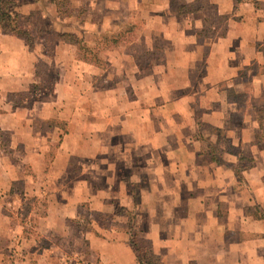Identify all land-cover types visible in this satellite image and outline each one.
Returning a JSON list of instances; mask_svg holds the SVG:
<instances>
[{"label":"crops","instance_id":"0c3cea01","mask_svg":"<svg viewBox=\"0 0 264 264\" xmlns=\"http://www.w3.org/2000/svg\"><path fill=\"white\" fill-rule=\"evenodd\" d=\"M93 1L85 28L136 36L102 53L106 69L0 29V264H75L59 240L112 200L143 208L161 264H264V0ZM132 46L161 50L142 67ZM104 231H80L77 255L139 264L126 232Z\"/></svg>","mask_w":264,"mask_h":264},{"label":"rangeland","instance_id":"374dc122","mask_svg":"<svg viewBox=\"0 0 264 264\" xmlns=\"http://www.w3.org/2000/svg\"><path fill=\"white\" fill-rule=\"evenodd\" d=\"M16 3H17L15 7L16 11L22 15V18L19 19L20 27L28 28L29 31H31V34L34 38L33 40L34 47H36L37 44L40 43L41 41L44 43L45 46L44 51L46 52V56H48L47 52H49L48 50L50 49L48 48L49 46L47 47L49 41H53L55 43V41L58 40L55 36V33H66V34H70L76 39H81L84 41L85 44L88 45L89 48H93L95 52H96V47L100 46L101 42H104L106 39H108L111 36V34H107V35L102 34L106 31L96 33L95 31L91 30V28L88 27L85 28V22L89 24V22L95 23L97 20H99V13H96V11L98 8H101V1L54 0L53 2V0H16ZM219 22H221L220 19H218V23ZM126 27L127 26H125L122 29L125 30ZM115 33H117V31H115ZM122 37L124 38L125 41H122L121 43L125 45L127 39H133L136 36L134 35L132 30L131 32L124 33ZM128 47H129L128 45L125 47L126 50H130ZM37 49L40 50L38 46ZM131 50H134L136 51V53H139V60L141 61V63L139 64L142 67H146L147 64L145 63H147V61L153 57H158L161 48L153 49V51H151L148 54L145 53L144 48L138 46L137 47L132 46ZM103 52L104 51H100L98 54L102 58H103L102 56ZM48 66L49 65L46 64L44 61L38 60L37 69H38V73H41V84H42V88H40L39 90H41L42 92L44 90H48V87L51 85L52 82L51 77H53V74L47 72ZM106 68L108 67L100 68V69H106ZM94 81L95 80H93V82ZM98 83H100V81ZM109 85L112 86L111 83L109 82L104 84V86H109ZM25 98L27 102H31L35 98H39V97L37 94H33V91L31 89L30 93L27 94ZM261 125H263V127L261 128V132L259 133L258 139L264 143V120ZM130 187H132V184L130 185ZM137 194H139L138 191ZM21 198H23L24 201L23 203H25V206L23 207L22 211H20V209H18V211L30 212L31 205L34 202V198L27 196ZM37 201L40 200L37 199ZM112 201H114V203H112L111 206L109 207L111 209L110 212H97V211H89L85 209L83 220L79 222L73 221L69 225L70 232L68 234V237L66 239L59 240V246L61 247V249H64V251L70 256V259L68 260L67 258H65L67 262L72 259V261L75 262V264H98L97 261H95V257L94 258L90 257L89 259L86 257V261H85L79 255H77V253L79 252H85L87 256L89 254V249L87 248L86 240L80 237V231L90 230V231H95L97 235H101L102 231L105 232L104 229L110 230V229L119 228L122 229L124 232H126L129 238L132 235L136 239L140 240V242H142L143 245L151 248L149 242L145 239L143 240V238L140 237L141 235L140 232L143 229L144 224L142 222H139V224L137 223L135 224L132 218L134 217L135 219V216L138 214V216H141L143 219L144 217L143 208H131L130 210L125 209L126 220H124V222H120L119 218L112 216L111 211L121 213L122 212L121 208L117 206V204L115 203L116 200H112ZM43 206L45 205L43 202H41L40 205L38 206V211H36L38 214L43 213ZM12 211L15 212V209H13ZM255 215H257L256 210H255ZM129 217L131 221H129ZM95 227L100 229L99 232L95 230ZM29 230H31L29 231V234L35 236L36 230H33L31 228ZM48 242L49 241L47 240L46 242L44 243L41 242V243L43 245L46 244L47 246ZM68 255H66V257ZM59 262H61V260H59Z\"/></svg>","mask_w":264,"mask_h":264},{"label":"trees","instance_id":"16d2710c","mask_svg":"<svg viewBox=\"0 0 264 264\" xmlns=\"http://www.w3.org/2000/svg\"><path fill=\"white\" fill-rule=\"evenodd\" d=\"M16 5H17L16 0H0V29L7 34L23 39L29 48H33L34 38L31 34V31H29L28 28L20 27L19 19L22 18V15L16 11L15 8ZM131 29H132L131 27L128 28L127 26L125 28L126 31L122 29L121 31L115 33L107 30L106 32L102 33L104 35L111 34V36L108 39H106L107 41L105 40L104 42H101V45L96 47V52L93 50V48H89L88 45L85 44L83 40L76 39L70 34L55 33V36L58 40H63L75 45L76 47L75 53L78 59L88 62L99 68H105L107 67L108 63L100 55H98L99 52L105 50H111L117 45H119L122 41H125L122 36L124 35V33L131 32L132 31ZM47 47L50 48L48 50L49 52H47V55L51 56L54 47V42L49 41ZM51 80L53 82V77H51ZM36 87H38V85ZM242 162H245L247 165L250 164L249 160H245ZM240 167H245V165H242ZM121 211L126 212L122 208ZM132 218L134 220V217ZM129 221H131L130 217H129ZM128 241L131 248L133 249V252L135 253V257L139 264H161L158 258L152 253L151 248L143 245L142 242H140V240L136 239L134 236L131 235Z\"/></svg>","mask_w":264,"mask_h":264}]
</instances>
